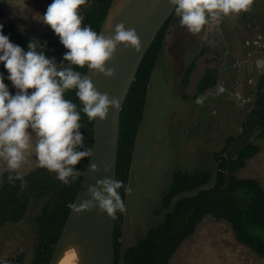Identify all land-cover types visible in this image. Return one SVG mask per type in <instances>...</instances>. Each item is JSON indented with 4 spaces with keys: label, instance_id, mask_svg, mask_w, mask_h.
Returning <instances> with one entry per match:
<instances>
[{
    "label": "rangeland",
    "instance_id": "rangeland-1",
    "mask_svg": "<svg viewBox=\"0 0 264 264\" xmlns=\"http://www.w3.org/2000/svg\"><path fill=\"white\" fill-rule=\"evenodd\" d=\"M51 2L52 0H0V8L22 36L37 44V51H43L46 56L55 54L53 57L57 61V67L63 68L68 62L64 53L69 49L62 42H57L60 41L58 34L42 19V14ZM97 2L98 0H85L80 6L82 26L89 25L87 14ZM261 11L264 13V0H253L248 11L217 19L223 20V33L217 30L213 36L214 46L219 49L218 68L213 72V84L220 85L195 95L187 90L188 66L194 56H199L197 52L202 46L204 28L193 34L180 25V17L175 12L170 17L163 46L146 87L145 108L132 161L124 170L125 178L121 186L126 210L119 212L120 264L125 263L124 254L129 246L139 243L151 230L162 224L165 213L173 209L179 196L192 195L214 186L219 168L217 155L221 151L233 160L225 172L227 182L254 178L264 189V126L254 125L246 133L243 132V122L255 105L253 97L260 79L255 71L260 68H254L253 72L250 68L252 56L248 52L253 53V58H262L261 61H264V55L259 54L260 51L255 53L252 46V41H260L258 49L264 53V15ZM244 14H247L246 19ZM248 22L251 24H247ZM216 25L214 24V28ZM252 35L257 38L251 37ZM194 39L197 40L196 44H193ZM238 44H246V53L233 50L238 49ZM226 64H229L230 71H236L240 67L246 71L248 65V73L238 71L234 74L237 75L235 80L239 79V84L242 83L241 74L249 75V82L246 80L244 84L248 86L244 99L236 85L233 87L222 84L220 75ZM0 73L4 74L5 83L15 94L17 89L7 79V69L2 62ZM28 91L31 92L32 89ZM64 96L67 99V91ZM82 108L77 104V111L81 114L79 131L84 137L83 143L77 146L78 150H84L90 130H94V120L93 123L89 121ZM28 131L32 133L34 140L35 132L31 128ZM230 136H234L235 140L227 145ZM25 155V161L17 169L8 168L6 160L0 156V212H11L18 216L17 220L0 222V264L34 263L40 239L39 217L46 208L57 205L60 194L58 188L62 181L56 177V173L38 165L34 150H26ZM73 167L80 170L76 179L69 177L70 183L76 185L83 175L79 162ZM206 171L210 174L207 183L171 197L167 207L162 205V199L169 193L178 173L194 176ZM32 182L37 183L43 193L39 196L32 195L26 209L22 210L21 193ZM126 189L130 191L126 192ZM208 202L210 211L197 223L194 232L170 247V254H161L160 264H264V257L238 239L234 218L221 207L220 194L210 196Z\"/></svg>",
    "mask_w": 264,
    "mask_h": 264
},
{
    "label": "clouds",
    "instance_id": "clouds-1",
    "mask_svg": "<svg viewBox=\"0 0 264 264\" xmlns=\"http://www.w3.org/2000/svg\"><path fill=\"white\" fill-rule=\"evenodd\" d=\"M179 23L193 34L201 32L222 16L248 11L253 0H170ZM85 0H52L42 14V19L58 34L62 44L69 49L64 58L72 65L87 66L105 75H113L114 68L106 67V61L113 58L121 43L125 47L140 51L142 43L135 28H128L124 22L117 23L111 35H104L90 25H83L80 6ZM34 41L28 42L25 51L3 32L0 24V62L7 69V79L17 91L13 94L0 73V156L7 167L17 169L26 159V150H34L40 167L55 172L65 184L69 177L76 179L80 170L75 169L81 158L92 155V148L78 150L84 137L80 111L77 105L66 99V90L75 88L76 96L83 104L82 111L89 121L105 119L109 106L118 109L120 99L101 93L92 80L74 71L71 67L58 68L55 58L37 51ZM32 89L31 92L28 90ZM31 128L35 132L33 140ZM97 164H92L96 169ZM111 164L106 162L105 168ZM11 180V176L9 177ZM124 182L119 179L97 180L101 188L89 185L91 199L79 204L69 203L77 213L91 210L98 204L100 211L115 216L124 212L126 205L118 189ZM130 189H126V192Z\"/></svg>",
    "mask_w": 264,
    "mask_h": 264
},
{
    "label": "trees",
    "instance_id": "trees-1",
    "mask_svg": "<svg viewBox=\"0 0 264 264\" xmlns=\"http://www.w3.org/2000/svg\"><path fill=\"white\" fill-rule=\"evenodd\" d=\"M111 2L112 0H98L93 10L87 14L86 20L94 30L100 31ZM169 21L168 19L147 50L123 104L117 165V179L122 181L125 178L124 170L129 167L132 161L135 140L145 108L146 87L157 56L163 46L165 30ZM0 24L3 25L4 33L9 35L14 43L19 44L25 51L28 50V42L31 40L22 36L11 25L10 21L1 11V8ZM57 42L61 43V41ZM65 67H71L74 71L86 75L87 66L72 65L68 61L63 68ZM258 87L260 88V92L257 95L255 107L243 122L244 133L254 125L264 126V77L260 80ZM66 91L67 99L76 105L83 106L76 96L75 88ZM91 122L93 123V120ZM240 136L242 135L240 134ZM233 140H235V137L230 136L227 145ZM92 142L93 129L90 130L89 140L84 150L91 147ZM223 152L221 151L220 155H217L219 168L216 171L214 186L209 189H201L198 193L192 195L179 196L175 201L173 209L165 213V220L162 224L151 230L139 243L127 248L124 254V264H160L161 254L165 252L170 254V247L175 246L181 239L194 232L197 223L207 211H210L208 198L217 194H220L222 198L221 207H224L234 218V227L238 239L264 257V189L260 182L254 178L227 182L225 172L233 163V160L227 158ZM88 158L89 156H85L79 161L82 175ZM209 179L210 174L207 171L194 176H190L184 172L178 173L174 177L169 193L162 199V205L167 207L171 197L180 195L182 192L191 191L207 183ZM81 180L82 176H80V180L76 185L62 182V185L58 188L60 194L57 199V205L51 207V210L46 208L44 213L39 217V248L33 264H48L54 250V245L71 209L68 205L69 203H73ZM118 192L122 197V186L118 189ZM42 193L43 189L37 183L32 182L28 184L20 196L22 210L26 209L32 195L39 196ZM17 219L18 216L11 212H0L1 223ZM114 240L115 261L116 264H120L121 220L119 211L116 213Z\"/></svg>",
    "mask_w": 264,
    "mask_h": 264
},
{
    "label": "water",
    "instance_id": "water-1",
    "mask_svg": "<svg viewBox=\"0 0 264 264\" xmlns=\"http://www.w3.org/2000/svg\"><path fill=\"white\" fill-rule=\"evenodd\" d=\"M114 2L115 0H112L100 28V33L105 30ZM123 2L125 4V12L118 17L117 23L124 22L126 27L135 28L141 39L142 48L140 51H136L134 48L125 47L123 43L118 45L113 58L106 61V67L114 68L115 70L111 76L102 72L94 74L95 70L87 67L86 76L92 80L97 90L101 93H108L110 98L118 97L121 103L118 109L109 106V112L105 119L97 118L94 120L91 146L93 151L88 158L73 204H79L86 199H91V195L88 192L89 185H94L97 188L102 187L97 184V180L104 178L117 179L123 104L147 50L161 28L174 14L176 7L170 0H123ZM114 28L111 34L114 32ZM201 60L206 64L204 58L197 60L189 76L187 90L190 94H195L199 82L205 73V70L204 72L202 70V66L199 68ZM106 162L111 164L108 169L105 168ZM94 163L98 165L96 169L92 168ZM115 221L116 215L110 216L106 212L100 211L98 204L93 209H84L80 213L71 208L49 264H56L60 248L65 243L68 233L75 226H77V233L85 239L83 249L86 264H116Z\"/></svg>",
    "mask_w": 264,
    "mask_h": 264
},
{
    "label": "flooded vegetation",
    "instance_id": "flooded-vegetation-1",
    "mask_svg": "<svg viewBox=\"0 0 264 264\" xmlns=\"http://www.w3.org/2000/svg\"><path fill=\"white\" fill-rule=\"evenodd\" d=\"M261 13H263V12L261 11ZM244 15H245V19H246L247 18V14H244ZM263 15H264V13H263ZM222 22H223V20H216V21H214L210 25H205L204 31H203V36H202V38H203L202 39V46L199 48V50L197 52V53H199V56L198 55H197L198 57H195L194 56L192 58L193 60H191L190 63H189V66L188 67H190V70H189L188 76H187L188 77L187 78L188 83H189L190 73H191L192 69L194 68L197 60H199L201 58H204V60L206 62V64H205L206 65L205 66V73L203 74V76H202V78H201V80L199 82V85L197 87V90L195 91V94L197 92H202V91H206V90H207L206 92H208V90L212 89L213 87H216L217 85H220V83L213 84L214 83V80H215L214 79V75L215 74H213V72L214 71H217V68H218L217 59L219 57V55H218L219 54L218 53L219 52L218 51L219 49H217L214 46L213 36L216 35L217 30L222 31V33H223V30L221 29V23ZM254 23H258V22L257 21H254ZM214 24H217L216 25L217 26L216 28H214ZM247 24H251V23L248 22ZM251 37L257 38L255 35H252ZM194 40L195 41L193 42V44H196V41L197 40L196 39H194ZM240 44H238V46H237L238 49L237 48H234L233 50L234 51H242L244 49V53H246V50H247L246 44H242V45H240ZM249 44L251 45V43H249ZM259 45H260V41H258V42L252 41V46L255 49V53H258L260 51L259 54H263L264 55L263 50H261V49L259 50L258 49L260 47ZM249 52H248V54L250 56H252L250 58V63H251L250 68H251L252 72H253L254 68L264 69V66H263V68L262 67H256V61H258V60L256 58H253V53L251 51H249ZM53 56H55V54H50L48 57L52 58ZM209 58H211V59L208 61ZM58 59H60V57H58ZM254 59H256V61ZM55 62H57L56 59H55ZM261 63H263V65H264V61H262ZM246 64H247V60H245V65ZM222 69H223V73L220 75L221 76V80H222L221 81L222 84H225L226 83L229 86H231V85H233V87L235 85L237 86L239 84V79L235 80V78H236L237 75L234 76V74L235 73H238L239 68L236 71H234L232 69L230 71L229 64H226L224 66V68L222 67ZM187 70H188V68H187ZM255 71H256V69H255ZM245 72L248 73V65H247V68H246V71ZM248 77H249V75L246 74L247 82H249V78ZM263 77H264V72L260 75V77H259L260 79L258 78L259 81H258L257 85L259 84L260 80ZM237 78H239V77H237ZM254 79H252V80H254ZM259 92H260V88L257 87L256 93L254 94V97H253L255 99V103H256V100H257V95H259ZM249 101H250V99H249ZM254 107H255V105L253 106L252 109H254ZM252 109L250 110V112L252 111ZM233 120H235V118L232 119L231 121H233ZM228 123H230V122L228 121Z\"/></svg>",
    "mask_w": 264,
    "mask_h": 264
},
{
    "label": "bare ground",
    "instance_id": "bare-ground-1",
    "mask_svg": "<svg viewBox=\"0 0 264 264\" xmlns=\"http://www.w3.org/2000/svg\"><path fill=\"white\" fill-rule=\"evenodd\" d=\"M125 12V4L123 0H115L109 15V20L107 25L105 26V30L103 32L104 35H111V32L116 25L118 21V17ZM241 53H244V49L241 51ZM264 59V58H263ZM262 58H260L256 62V67H262L264 66L263 63H261ZM202 61V60H201ZM205 63L202 61L199 64L202 66V70L204 72V66ZM245 67V66H244ZM239 71L243 72V68H239ZM257 76L260 77V75L263 73V69H256ZM242 76V83L237 85V89L240 90L241 97L244 99L246 96L247 88L248 86L244 85L247 78L246 75L241 74ZM246 88V91L244 90ZM238 128V127H236ZM84 245H85V239L82 235L77 233V226L73 227L71 231L67 235V239L65 243L60 248V253L58 260L56 264H86L85 254H84Z\"/></svg>",
    "mask_w": 264,
    "mask_h": 264
}]
</instances>
